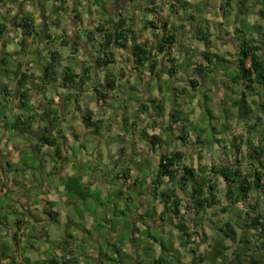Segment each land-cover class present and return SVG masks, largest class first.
Returning <instances> with one entry per match:
<instances>
[{
    "label": "rangeland",
    "instance_id": "rangeland-1",
    "mask_svg": "<svg viewBox=\"0 0 264 264\" xmlns=\"http://www.w3.org/2000/svg\"><path fill=\"white\" fill-rule=\"evenodd\" d=\"M182 1L185 3L188 2L187 8L189 11L185 7L184 10L178 9L176 11L178 12L177 14H172L170 9H167L166 13L170 24L177 26L182 23L185 17H192V19H190L194 21H192V24L196 28L203 23L205 27L204 30H208L210 34L212 50L225 55V57H228L230 60L233 59L236 49V41L233 39L234 22L240 20V23L243 25H246L247 22H256L264 26V20H261L258 16H254V18L251 17V19L248 17L247 22H245V19H242L243 16L240 13L234 15L236 6H238L236 0ZM159 2H161V0H158V3ZM225 2L231 5V9H228L230 12H222L220 9V6L225 4ZM97 3L94 5L98 6V8L93 11L95 14L92 16L94 21H96L95 23L106 20L105 17H107V15H104L105 11L115 14V3L111 0L103 4L102 2ZM20 6L22 10L29 9L33 15L37 14V17L40 18V15L50 16L52 9L55 7V3L54 0H17L16 2L13 0H0V16H3L2 14L5 13L7 7H9L14 14H17V12L19 13ZM85 6L87 8H81L78 14L87 16L85 12L92 10L93 3L90 1L86 2ZM116 6H118V11L121 10L120 12L125 15L124 17L129 18L131 22L133 21L136 27L141 25L144 18H152L149 14L150 11H148V9L152 7L150 3H147V0H121ZM254 10H257V8H254ZM30 17L33 20L32 15ZM90 17L91 16L88 18ZM116 17L117 16L113 15L111 20H116ZM60 19H53L50 24H52L53 21L56 23L62 22L63 19ZM56 30L57 29L53 31V35L58 37L59 33L56 32ZM45 31L46 29L43 28L42 32ZM61 31L60 35L62 33ZM192 31L193 28L188 23H186L184 30H179L180 42L181 45L184 46V50L188 52L192 47L190 59H181L182 57H179L176 49H174L171 54L174 58L178 59L179 57V62L184 65L195 63L196 56L199 58V61L202 60L200 49L203 48L204 50V47L192 37ZM9 37L10 38L7 39L6 42V45H8L7 50L20 53L22 50L21 44H23L22 42L24 41L22 33L16 31V33L12 35L9 34ZM54 40H56V38H54ZM87 40L88 37L85 35V41ZM260 40L263 42L264 39L260 38ZM33 42L35 41L32 40L28 46L39 52L40 45L38 41L35 42L36 45ZM27 43L23 44L24 47H26L25 45H27ZM61 49L60 53L62 57L65 58V61H67L69 65L68 68L73 73L77 66L82 65L79 64L80 58H82L81 61L85 60L86 62L87 60L85 55L84 57H73L70 52L71 50L68 48ZM23 50L27 51L28 49L24 48ZM26 51H23V54H26ZM93 52L94 50L88 51V56H92ZM262 52L264 53V47ZM29 55L31 56H26V62H34V64H36L40 61L39 59L36 61L34 54L29 53ZM117 58L118 65L114 72L115 74L118 72L120 73L118 68L125 72L124 79L120 80V84H122L123 87H119L116 89L117 91L110 93L107 96L108 98L105 104H102L100 98L96 97L99 102L98 107L100 110L97 108L96 100L93 98L94 93L92 92L82 99L81 104L83 107H88L91 110L94 119L97 118L100 120L101 128L99 133L108 135L102 143L97 144L96 138H93L91 135L86 136L84 129L82 131L80 130L82 134L78 141H73V151L76 154L80 149H83L85 151L84 157L86 158L82 157V163L78 160L76 165H74V169H76V171L82 169L83 174H80V176L82 178L84 176V179L82 183L76 182L79 173L75 174L77 177H71V179H73L71 190L69 194H65V199H67V201L66 203L58 204V206L63 208V212L69 217L68 219L74 221V223L68 227L71 234L78 237L83 236L84 238V240L79 243L78 249L76 247L77 256L80 259L82 258L80 256V250H87L93 253L97 251L94 257L86 258L85 260L82 259L80 264H136L138 261L141 262V258L143 257V253L140 251L153 245V241L150 238L151 236L157 237L160 240L162 238L166 243L170 242L174 248L180 250L179 264L189 263L193 257V254L189 252L190 249L196 251L194 254L195 257L201 256L205 258L200 264H232V262H234L233 251L235 245L229 241L223 243L225 246L229 247V249L225 251L223 259H219L214 263L206 258L209 253L214 251L218 239L217 234H220L218 229L223 228L225 222H230L234 227L237 238L244 235L239 224H242L240 222L241 219L247 221L248 217L245 216L244 213L249 211V206H253L257 201L264 209V196H261L259 193H251L247 202L233 206L228 213H222L220 211L221 207L226 204L225 202H222V205L219 207L208 210L202 226H199L198 221L192 219L191 214H187L185 217L187 218V222L184 221V224L186 225L187 231L190 233V243L184 248L179 244V231L176 228V224L179 222L178 220L174 219L171 224H160L162 222L157 218H155L156 221L151 220L148 214L150 212H155V214L158 215L162 211V206L158 203V200L150 195L151 192L154 191L151 183L153 171L161 153L179 150L185 156V163L188 165L190 164L194 168L210 165L212 163H229L234 161L233 154L230 153L231 144L239 142L234 141L235 138L237 140L241 139V142L246 140L249 135L247 133V127L244 123L236 119V113L233 109L228 112L229 118L225 133L221 135L218 133V130H220V124L223 121V106H225L229 99L235 98L238 88L224 86L226 79L223 73H218L217 75L211 74L209 78H205V80L201 82L200 76L194 75L192 69H187L186 67L179 75L177 74L176 79H170L165 73L166 62L163 60H160L157 71L158 77H149V75H145L146 77H144L141 71L136 72V76L132 75L131 78L128 70L130 64L127 60V54L121 52L117 55ZM26 62L22 63L24 68L27 67L26 64L28 63ZM34 67L38 72L36 77L40 76L41 69H38L36 66ZM9 68L15 69L13 65H9ZM130 71L132 70L130 69ZM33 72L36 71L33 70ZM162 76L164 78H162ZM192 78L199 82L195 88H192L191 85L188 84V80ZM100 83L102 84V82ZM44 89L46 100L48 101L47 103L52 106V95L54 94L52 92L53 87L44 85ZM203 94L211 99L210 107L213 118L208 121H202V114L199 108V103L202 102ZM151 99H155L163 105L164 109L162 115L158 114V110L152 107V104H150ZM255 101L257 106H262L259 108L258 113L261 117H264V95L262 93L255 95ZM141 103L146 106L147 109L143 110L139 107ZM65 104L66 107L64 110H66V112L73 110V103H71V106L68 105V102H65ZM5 106L6 105H0L1 113L6 112V110H8V112L11 111L12 107L9 109L5 108ZM175 106L182 110L183 114L188 117L191 125L197 129V131L193 129L190 132L186 144L182 143L180 140H176V136L179 134V125L172 124L171 126H175V128L172 129L171 132L166 131V128L170 126V115ZM226 107L229 106L226 105ZM8 115L7 122L10 124L12 120H14V115ZM124 118L126 119L123 121ZM132 122L136 124L135 127H130V123ZM76 124L79 128V121ZM213 126L216 128L215 131H213ZM199 128L206 129V132H199ZM80 131L76 129V133ZM142 131H146L148 136L154 135L158 136L160 139L159 144L155 147V151L152 150L148 138L141 136ZM196 135L210 138L214 136L219 140H224L227 147L221 149V143H219L220 146L218 143H214L211 147H207L206 145L199 146L195 143ZM120 136H123L126 140L123 144L122 142L119 143ZM120 144L124 146L126 152H119ZM44 148L47 151H54V149L47 146H44ZM95 150L103 154L101 157L102 164L98 162L100 159L94 157ZM241 150L245 151L246 146L243 145ZM42 154L43 152L40 156L39 153H35L34 150L29 148V150L22 152L21 163H15L13 166L12 172L14 175H17L20 180L25 181V183H27L25 180L26 177H34L35 185H28V189L21 193L22 195L29 191L24 197L26 199H31V202L26 203L22 199L17 201L5 189L2 190L0 188V232L6 226L17 231L18 226L15 223L17 218H23L26 221L32 219V202L37 203L38 208L42 211L45 207L44 202L48 199V193L51 187L55 184L64 187V184L70 179V177L67 179L56 178L54 174H50V172L46 170L47 167L50 166V159H48L47 163L43 162ZM86 159H90V162H87ZM125 166H128L130 170H132V176L129 180L126 179V177L124 178L121 174ZM57 167H59V163ZM117 172H119L120 179H114ZM142 177H145V182L143 185H137L135 187L136 197L132 202L127 201L125 196L119 199L113 196L118 189L127 192L126 186L131 184L134 179L138 182ZM30 182L33 183L32 181ZM59 212L61 211L59 210ZM33 221L34 219H32V222L28 226L29 231L26 233V240L19 244V252L11 240H5L9 243L8 254L10 259H15V261L19 260L21 255V257L26 256L29 263L34 261L39 264H45L43 262L44 256L38 251L34 253L30 252V247L38 246L41 252L52 256L55 253V251L52 250L53 244L57 241L59 236H62L63 228H60L61 225H58L56 222L41 224L40 227H38V231L40 232L37 233V229L33 226L35 224ZM38 224L37 222V225ZM66 226H68V224ZM82 233L84 235H82ZM134 236L136 239L132 242ZM140 236L143 240L138 238ZM43 238H46L47 242H44V240L41 241ZM124 240L125 244L123 245L122 243ZM113 243L121 248L124 254L121 255V257L126 258L117 257L115 254L112 255L113 251L110 245ZM136 250L140 253L137 254ZM153 250L154 252L151 253L152 257L147 259L148 262H141V264H151L153 256H158L160 253L159 246L156 245ZM142 260H144V257Z\"/></svg>",
    "mask_w": 264,
    "mask_h": 264
},
{
    "label": "trees",
    "instance_id": "trees-1",
    "mask_svg": "<svg viewBox=\"0 0 264 264\" xmlns=\"http://www.w3.org/2000/svg\"><path fill=\"white\" fill-rule=\"evenodd\" d=\"M13 1L16 2L17 0ZM58 1L60 5L56 10L63 11L67 0ZM118 1L120 2V0H116V2ZM176 2H180L183 5L182 8L185 9V3H181V0H176ZM149 3L153 4V8L148 9V11L157 13L154 1L149 0ZM238 4L243 14L254 13L261 20H264V0H239ZM171 7H173V4ZM254 8H257L258 11L255 12ZM220 9L222 12H229L228 9H231V5L225 2V4L220 6ZM19 12L21 13L20 8ZM30 16L28 13L21 15L20 20L16 22L23 32V40L33 35L37 36L38 33ZM190 18L192 19V17ZM245 22L247 21L245 20ZM1 23L0 42L6 32V26ZM104 25H108V27L104 28ZM104 25L100 26L101 28L96 27L93 31L86 33V37L89 40L94 39L96 36L98 37V42L95 43L97 45L95 63L98 67L106 68L108 71L104 83H96L94 87L95 95L100 98L102 104L106 103L109 92L117 91L116 89L122 86L120 80L125 76L123 71H120L118 76H114L108 70L109 65H112L116 61L115 51H119V53L125 52L127 60H130L136 72L146 71L150 75L156 76L159 64L158 58L160 56L170 65L165 72L169 78H174L178 70L181 69V65L176 62L175 58H172L169 51L176 46L179 30L185 28L183 24L173 26L168 20L153 17L151 19L144 18L140 27L134 29L129 18H122L118 15L116 21L110 20L109 23L107 20ZM246 25L240 23V20L234 25L233 39L236 41V49L230 63L220 56L218 52L210 51L212 49V40L210 39V34L204 30L203 23L197 28L194 27L192 32V37L204 47V50L200 52L202 62H195L193 64V74L200 76L201 79H205L209 78L211 74L217 75L218 73H223L225 79L228 80L225 86L238 88L235 98L229 99L225 106H223V121L220 124L218 133L221 135L225 133L229 118L228 112L234 109L236 119L244 123L249 135L244 142H241V139L237 140L235 138L234 141L239 142L231 144L230 153L233 154L234 161L229 163L219 162L194 168L190 164L185 163V156L179 150L160 154L151 179L154 191L150 195L158 200V203L162 206V211L158 215L155 212H150L148 217L153 221H156L155 218H157L162 222L160 224H171L174 219L178 220L176 228L179 231V244L183 248L190 243V233L184 224V221L187 222V218H185L187 214H191L192 219L198 221L199 226H202L208 210L221 206L222 202L226 204L221 207L220 211L228 213L233 206L247 202L251 193L257 192L261 196H264V117H261L258 113L259 108L262 106H257L254 100L255 95L260 94V92L264 94V54L262 52L264 40L263 42L260 40V38L264 39V26L256 22H247ZM81 41L82 39L79 36H75L73 41L62 39L61 43L65 46L70 44V50L77 52V47H79ZM3 55L10 57L5 50L3 51ZM8 57L1 58L0 56V78L10 76ZM60 58L61 56L57 50L50 51L49 58L40 71V80L43 85L53 87L57 84L59 79L57 70L61 66ZM61 72V83L63 85L82 87L85 81L89 79L86 74H89L90 71L83 70L80 74H75L66 67ZM28 79V74L22 72L19 74V78H16V88L13 95L18 99L22 108L27 106L29 100V89L26 88ZM77 79L78 81L75 82ZM189 83L192 88H195L198 80L193 79ZM5 88V86L1 88L0 84V90L3 89L7 95L9 91ZM79 97L80 92H77L72 94L71 97L66 98V100H72L74 104H78ZM150 104L158 110V114L162 115L164 108L161 103L155 99H151ZM226 105L229 107H226ZM210 106L211 99L203 94L202 102L199 103L202 117H204L203 120L213 118ZM139 107L143 110L147 109L142 103ZM55 110L54 107L50 106L40 113L34 112L27 116L22 114L16 115L10 124L7 122L8 129L19 135H30L31 124L34 120L39 119L42 123L45 121L47 126L35 136V140L39 147H51L55 145V138L49 135V130L52 127L53 120H57L56 122H58ZM2 114L5 115L4 113ZM50 117H52V120L49 119ZM170 117V126L166 128V131L171 132V125L178 124L179 134L176 136V140H180L186 144L188 136L192 131V125L188 117L176 106L172 109ZM82 118L83 123L88 129L94 134H99L98 124L100 121L93 118V113L90 110H86ZM131 127H135L134 122L131 124ZM194 130L197 131L195 128ZM198 130L201 133L206 132V129L201 128ZM215 130L216 128L213 126V131ZM141 136L148 138L152 150L155 151V147L160 141L158 136H148L146 131H142ZM195 141L199 146L206 145L207 147H211L214 143H218L220 146L219 143H221V149L227 147L224 140H219L214 136L210 138L196 135ZM243 145L246 146L245 151L241 150ZM119 150L122 152L123 148L121 147ZM121 174L128 180L132 176L128 166L122 169ZM114 179H120L119 172L115 174ZM140 179L138 182L134 179L131 184H128L126 186L127 192L118 189L113 196L117 199L125 196L127 201L132 202L136 197L135 187L137 185L141 186L145 182V177ZM72 182L73 179L70 178L66 183L68 193L71 190ZM76 182L79 183L80 179L76 178ZM48 214L51 220L56 221V217L54 216L56 214ZM244 214L248 219L247 221H243L240 218L242 224H239L244 235L237 238L234 227L230 222H225L223 228L218 229L220 234H217L218 239L214 251L209 253L206 259L214 263L219 259H223L225 251L229 249L223 243L229 241L235 245L233 251L234 262L232 264H264L263 206L256 201L253 206H249V211ZM16 223L19 224V221ZM13 237L16 239V234ZM68 237L70 240H65L59 244V256L48 260L45 264H80L74 241L71 240L70 235ZM150 238L160 248V253L156 259L151 261V264H179L180 250L174 248L170 242L166 243L162 238L161 240L153 236ZM134 239L136 238L134 237L132 242H134ZM110 246L113 254L120 258H126L121 257L124 254L115 243ZM3 248H7L4 243L0 244V255L10 258L7 252L9 251L8 248L6 252H4ZM145 251L151 252L152 245L146 247ZM189 252L193 254V257L188 264H200L205 259L201 256L195 257L196 251L194 249H190ZM147 256H149V253ZM147 259L148 257H144V260H141V262H148ZM141 262L138 261L136 264H141ZM12 263H14L13 260H11ZM28 263L27 259H25L23 263L14 264Z\"/></svg>",
    "mask_w": 264,
    "mask_h": 264
},
{
    "label": "crops",
    "instance_id": "crops-1",
    "mask_svg": "<svg viewBox=\"0 0 264 264\" xmlns=\"http://www.w3.org/2000/svg\"><path fill=\"white\" fill-rule=\"evenodd\" d=\"M89 1L93 3V6H92V10H88L85 12L87 14V16L78 14V11H81V8H83V9L87 8L85 6V3L89 2ZM108 1L109 0H103V1H101V0H67V3L65 4V6H66L65 9L63 11H60V10L57 11L56 8L60 5V2L58 0H54L55 7L52 9V13L50 14V16L40 15V18H38L37 14L33 15L29 9L22 10L21 6H20L21 13L17 12V14H14L11 11V9L9 7H7L5 13L2 14L3 16H0V22H2L4 24V26H6V29H5L6 32H5L4 38L0 42V51H1L0 56H1V58L2 57H6V58L8 57V56L3 55V51L5 50L7 52V54L10 55V57H8L9 58V65H13L15 67L14 70L12 68H9L10 72H11L9 77L3 76L0 78L1 79L0 80L1 88L3 86H5L6 87L5 89H7L9 91L6 95L3 89L0 90V99H1L0 105H6L5 108H9V109H11V107H12L11 111L8 112V110H6V112H4L5 115H3L0 112V188L2 190L5 189L17 201L19 199H22L26 203L31 202V199H26L24 197L27 193H29V191L23 193L22 195H21V193L28 189V185H30V186L35 185L34 184V182H35L34 177H26L25 180L27 181V183H25V181L20 180V178L17 175H14V173L12 172L14 164L15 163L16 164L21 163L22 152L29 150V148H31V150H34L35 153H39L40 156H41V153L43 152V154H42L43 162L47 163L48 159H50V166H48L46 169L47 171L50 172V174H54L56 176V178L59 177L61 179H63V178L67 179V178H69V177L71 178L73 176L77 177V175H75V174L79 173V176L77 178H79L80 182L82 183L84 176L82 178L80 176V174H83V170L81 169V170L76 171V169H74V165H76V162L78 160H80V162L82 163V161H81L82 157L86 158V157H84L85 151L83 149L82 150L80 149L81 151L79 150V152L75 154V152L73 151L74 142H76L80 139V135L82 134L81 131L83 129L85 131L86 136L91 135V136H93V138H96L97 144L102 143V141H104L105 137H107V135H108V134L103 135L100 133L94 134L90 129H88L85 126V124L83 123L82 116H83L84 112L86 110H88L89 108L83 107L81 105L82 99L86 95L91 94V92H92V93H94L93 98L96 100L97 108H99L98 107L99 102L97 101V98H96L98 96L95 95L94 87H95L96 83H100V82H102V84L104 83L106 73L108 72L106 70V68H100L95 63V60L97 58V45H95L94 42H98V37L96 36L94 39H91V40L88 39L87 41H85L86 33H88L89 31H93L96 27L103 26L107 20L110 23V20H111V18H113V15L117 16L116 20L118 18V15H120V17H122V18H126V17H124L125 15L120 12L121 10L118 11V6H116V5L118 4L119 1L116 2V0H111L112 2L115 3V5H114L116 7L115 8V14L105 11L104 15H107V17H105L106 20L100 21L99 23H95L96 21H94V18L92 16L95 14V13H93V11L96 10L98 8V6H95L94 4H96L97 2H102V4H103V3H107ZM153 1L157 7V10H156L157 13L150 12L149 14L151 15L152 18L154 17V18H160L162 20H169V18L167 17V13H166L167 9H170V12L172 14H177L178 12H176V11L178 9H183L182 8L183 5L180 4V2H176V0H161V2H159L160 4L158 3V0H153ZM236 1H237L236 3L238 6H236V10L234 12V15H236L237 13H240L243 16V19H245L246 21L248 20V17L251 19V17L254 18V16H258L254 13L243 14L239 8V4H238L239 0H236ZM120 2H121V0H120ZM147 3H149V0H147ZM181 3L184 4L185 2H183L181 0ZM187 3H185V5H184L186 8L188 5ZM172 4H173V7H171ZM97 5H98V3H97ZM151 7L153 8V4H151ZM188 11H189V9H188ZM254 11L257 12L258 10H254ZM95 12H97V11H95ZM27 13L32 15L35 29L38 32L37 36L33 35L32 37L25 38V40L22 43L26 44L28 41L29 42L27 43V45H25L26 47H24V45L21 44L22 50L20 53L19 52H12V50L8 51L7 50L8 45H6V42H7V39L10 38L9 34L12 35L13 33H16V31H19L22 33V36H23V32L20 30V27L16 24V22L20 20L21 15H24ZM101 13H102V11H101ZM88 15L91 17L88 18L89 17ZM60 18L63 19L62 22L60 21V22L56 23L53 21V23L50 24L53 19H60ZM187 18L189 20H191L190 17H185L181 24H183L185 26L186 23H188L191 25V27L194 30L195 26L192 24L194 21L193 20L189 21ZM146 19H148V18H146ZM149 19H151V18H149ZM116 20H114V21H116ZM39 21H41V22H39ZM184 21H185V23H184ZM234 23H236V22H234ZM132 24H133V21H132ZM105 27H108V25L107 26L104 25V28ZM133 27H134V29H137L140 27V25L138 27H136L133 24ZM43 28L46 29L45 32H42ZM53 28L57 29L56 32L59 33L58 37H55L53 35L54 34L53 31H55V29H53ZM184 29L185 28H183L182 30H184ZM60 31L62 32L61 35H60ZM207 32H208V30H207ZM84 33H85V35H84ZM75 36H79L82 39V41H81V44L79 45V47H77V52L70 51L72 56L73 57L74 56L84 57V55H85V57L87 58L88 61L87 60H86V62H85V60L81 61L82 58H80L79 64H82V65L77 66L74 69V73L80 74L83 70L90 71L89 74L88 73L86 74L87 78H89V79L85 81V83L83 84L82 87L81 86L76 87V86H71V85H63L61 83V77H62L61 71L63 68H66L69 66L67 61H65V58L62 57V55L60 53L62 50L61 48H63V49L68 48L70 50V44L65 46L61 42H62V39H67V40L70 39L71 41H73V38H75ZM54 38H56V40H54ZM32 40H34L35 42L38 41V44L40 45L39 52L35 51L34 48H30L28 46V45H30L29 43ZM57 40H58V42H57ZM35 42H33V43L36 45ZM183 47L184 46L181 45L180 36H179L176 46L169 51L170 52L169 54H172V51L174 49H176L178 51L179 57H182L181 59L189 60L191 57L192 47L189 49L188 52L186 50H184L185 48H183ZM24 48H26L28 50L27 51L23 50ZM54 49L57 50L61 56V58H60L61 66H60V69L57 70L59 79H58L57 84L53 86L52 92L54 94L52 95V102H51L52 106H51V104L47 103L48 101L46 100L44 85H43L42 81L40 80V76L36 77L38 72H37V70H35L34 66H36L38 69L39 68L41 69V66H43L46 63V61L48 60L50 51H53ZM90 50H94V52H93V55L89 57L87 53ZM23 51L24 52L26 51V54H23ZM200 51H203V48H201ZM210 51H212V49ZM29 53L34 54V58H36V61L38 59L40 61H38L36 64H34V62H32V63L26 62V56H31V55H29ZM17 54H20V55H17ZM115 54H116V61L112 65H109L108 70L114 76H117V75H119L118 74L119 72L117 74H115L114 71L118 65L117 64V60H118L117 55L119 54V51H115ZM220 56H222L225 60H227V62H229V63L231 62V60L228 59V57L226 58L225 55L220 54ZM179 57H178V59H179ZM172 58H174V56H172ZM158 59H159V64H160V60H163L166 62V70H167L170 66L169 63L164 58H162L161 56ZM178 59L175 58L176 62L181 65V69H179L177 72L178 75L185 67L187 69L191 68L192 71H194V65H193L194 63H188L187 65H184L183 63L179 62ZM195 60H196V63L202 62V60L199 61V58L197 56H196ZM25 62L28 64H26L27 67L24 68V65L22 63H25ZM128 63L130 64V66H128L129 74L131 75V78H132V75L136 76V74H135L136 70L133 69V66L130 63V60H128ZM159 64H158V67H159ZM28 66H29V68H28ZM80 68H81V70H80ZM130 69L133 71L134 74L132 73V71H130ZM33 70L36 72H33ZM118 70L123 71V70H120V68H118ZM21 72L26 73L29 76V79H28L27 84H26V88L29 89V100H28L27 106L23 107V108L20 107L21 106L20 102L13 95L14 90L16 88V78H19V74H21ZM142 73H143L144 77H146L145 75H149V77L153 76V75H150L146 71H142ZM177 74L174 78H170V79H176ZM156 77H158L157 74H156ZM162 78H164V77L162 76ZM123 79L124 78H122V80ZM193 79L194 78L188 80L189 85H190V83H189L190 80H193ZM204 80L205 79H201V82H203ZM76 81H78V79L75 80V82ZM227 81L228 80H226L225 83H227ZM198 84H199V82H198ZM121 87H123V85ZM77 92H80V97L78 98V104H74L72 100H69V101L66 100V98L71 97L72 94H75ZM110 93H112V91L109 92L108 95ZM260 93H262V92H260ZM91 97H92V95H91ZM254 100H255V96H254ZM65 102H68V105H70V106L72 105L71 103H73V105H72L73 106V108H72L73 112L71 110L68 112H66V110H64V108L66 107ZM50 106L54 107V109H56L55 111H56V114L58 116V122H56L57 120L56 121L53 120L52 121V127L49 130V135L52 136L53 138H55V145H53L51 147L47 146L49 148L54 149V151L53 150L47 151L44 148V146L39 147L37 141L35 140V136L39 132H42L44 130V128L47 126L45 121H44V123H42V122H40L39 119L34 120V122L31 124V130L29 132L30 135H27V134H20L19 135V134L14 133L13 131H10L8 129V126H7V117L9 116L8 114H10V115L13 114L14 116H16V115L19 116L22 114L24 116H27V115L32 114L34 112L40 113L44 109H47ZM99 110H100V108H99ZM203 118L204 117H202V120H203ZM49 119L52 120V117H50ZM95 120H98V119L95 118ZM124 120L125 119H123V121ZM78 121H79L78 125L80 126L79 128L77 127V124H76ZM204 121H208V120L205 119ZM132 123H130V127H131ZM98 126H99V131H100L101 122L98 124ZM174 128H175V126H172V129H174ZM194 128L195 127L192 126V130ZM76 129L78 131H80V130L81 131L79 133H76ZM199 129H201V128H199ZM73 130H74V133H73ZM124 141H126L125 138L123 136H120L119 143L122 142V144H123ZM61 142H62V144H61ZM122 144H120L121 146H119V149L122 147L123 151L126 152V150H124L125 148ZM62 146H63V148H62ZM97 148H98V146H97ZM119 152L122 153L120 150H119ZM131 154H132V152H131ZM102 155L103 154L100 152H97V150L94 151V157H96L97 159H100V161H98V162H100L101 164H102V160H101ZM87 162H90V159H88ZM58 163H59V167H57ZM130 173L132 174V170H130ZM30 181H32L33 183H31ZM66 183L64 184L65 185L64 187L58 186V184H55L53 187H51V190L48 193V199L44 202L45 207L42 209V211H40V208H38L37 203H35V202L31 203V205H32L31 206V208H32L31 218L34 219L33 222H35V224L33 226L35 227V229H37V233L40 232V231H38V227H40L41 224H49V223H55L56 222V223H58V225H61V227L59 226L60 228H63L62 236H59L57 241H55V243H54L55 245L53 244L52 250L55 251V253L52 256L46 255L44 252H41V250H39L40 248L38 246L30 247V250H29L30 252L34 253V252L38 251L44 256L43 257L44 263H46L48 260H50L52 258H56L57 256H59V253H60L59 244L65 240H70L68 237L69 235L71 236V240L74 241V244L77 247V249H78L79 243L84 240L83 236H80L81 237L80 238L78 236L71 234L68 227H69V225L71 226V224H73L74 221L69 220L68 219L69 217L63 212V208L58 206V204H63V203H66V201H67V199H65L66 198L65 194L67 195L69 193H68L67 188H66L67 187ZM31 192H33V191H31ZM59 210L61 212H59ZM48 213L56 214V215L53 214L56 217V219H55L56 221L51 220ZM32 219L26 221L23 218H17L15 221V223L19 221V224L16 223L18 226L17 231H15L12 228L7 227V226L4 227V229L0 232V244L4 243V244H6V246L8 248L9 243H7V241L11 240L12 243L14 244V246L16 247L17 251L19 252V250H20L19 244H20V242H22V241L24 242L26 240V233L29 231L28 226L32 222ZM37 222L39 223L38 225H37ZM67 224H68V226H66ZM14 234H16V239L13 237ZM82 235H84V234L82 233ZM138 238L143 240L141 238V236ZM5 240H7V241H5ZM43 240H44V242H47L46 238H43L41 241H43ZM124 242H125V240L122 243L123 245L125 244ZM225 242H227V241H225ZM156 245H158V244L153 242L151 252H146L145 250H143V251L141 250L140 252L143 253V257H148V258L152 257L151 253L154 252L153 249ZM7 248H3L4 252L7 251ZM7 252H9V251H7ZM45 252H46V249H45ZM80 252H81L80 256L82 258L80 259L78 257L79 263H80V261H82V259L85 260L86 258L94 257V254L97 253V251H95L93 253V252L87 251V250H85V251L80 250ZM140 252L138 250H136L137 254ZM148 253H149V256H147ZM112 255H114V254H112ZM142 258H141V260H142ZM156 258H157V256L156 257L153 256V260ZM25 259H26V256L21 257V255H20V259L15 261V259H10V258H7L6 256L0 255V264H11V260H13L14 263H23V260H25ZM24 263H26V262H24ZM28 264H39V263L32 261L31 263H28Z\"/></svg>",
    "mask_w": 264,
    "mask_h": 264
}]
</instances>
